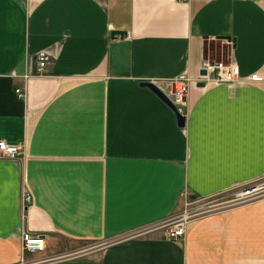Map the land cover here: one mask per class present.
<instances>
[{
	"label": "crops",
	"instance_id": "0c3cea01",
	"mask_svg": "<svg viewBox=\"0 0 264 264\" xmlns=\"http://www.w3.org/2000/svg\"><path fill=\"white\" fill-rule=\"evenodd\" d=\"M181 74L178 127L139 84ZM0 141L22 151L0 158V264H264V196L165 236L186 196L264 177V0H0Z\"/></svg>",
	"mask_w": 264,
	"mask_h": 264
},
{
	"label": "built area",
	"instance_id": "2783aa9c",
	"mask_svg": "<svg viewBox=\"0 0 264 264\" xmlns=\"http://www.w3.org/2000/svg\"><path fill=\"white\" fill-rule=\"evenodd\" d=\"M180 3H188L190 0H175ZM205 1V0H201ZM126 39H130V34L125 35ZM48 57L44 54H39L35 57V74L39 75L43 73V69L46 66ZM202 70H205L206 75L201 76L203 79L206 78L207 81H213L217 83L221 82H234L238 76V68L232 62H213V61H204L201 66ZM250 80L259 81L260 77L253 75L250 77ZM190 79L185 74H181L174 79H171L166 82V90L157 87L166 98L172 103L176 108L179 114L182 113L181 108L185 105L186 94L188 89V84ZM14 93L18 98L22 97V92L19 88L14 90ZM22 151L19 145L6 143L5 141H0V158L8 159H17L21 156ZM262 189L257 187L248 188L241 193L237 194V200H243L246 197H249L250 200L256 199L254 197L260 194ZM264 196V195H262ZM236 200V201H237ZM30 202V196L27 194L23 195L22 203L23 206ZM183 216V217H182ZM182 216L171 219L166 224L165 236L167 239L176 240L183 236L184 234V222L186 219H189L186 214ZM45 250V241L44 237L37 235L31 236L28 233L22 234V245L21 251L25 253H41ZM36 264V263H34Z\"/></svg>",
	"mask_w": 264,
	"mask_h": 264
},
{
	"label": "rangeland",
	"instance_id": "374dc122",
	"mask_svg": "<svg viewBox=\"0 0 264 264\" xmlns=\"http://www.w3.org/2000/svg\"><path fill=\"white\" fill-rule=\"evenodd\" d=\"M251 187L261 188L262 192H260L259 195L254 197H258L257 199L262 198V195H264V177L259 179L258 181L242 185L228 193H224L210 199H192L190 198V196H186L184 203L185 207L181 208L186 209V213H188L191 219L194 220L198 217L207 215L215 211L227 210L236 206L242 207L245 203L250 201L249 197H246L243 200H237L236 196L237 194ZM181 205L183 206V204ZM174 216V219L178 217L177 214Z\"/></svg>",
	"mask_w": 264,
	"mask_h": 264
},
{
	"label": "water",
	"instance_id": "95a60500",
	"mask_svg": "<svg viewBox=\"0 0 264 264\" xmlns=\"http://www.w3.org/2000/svg\"><path fill=\"white\" fill-rule=\"evenodd\" d=\"M110 35L113 36H122L125 35V32L123 31H113L110 33ZM201 76H205L206 72L205 70H201ZM139 87H144L147 88L150 92H152L159 100H161L168 108H170L175 117H176V124L178 127H183L184 126V117L178 113L176 108L172 105V103L166 98V96L152 83H140Z\"/></svg>",
	"mask_w": 264,
	"mask_h": 264
}]
</instances>
